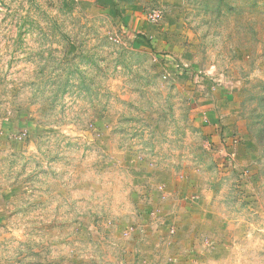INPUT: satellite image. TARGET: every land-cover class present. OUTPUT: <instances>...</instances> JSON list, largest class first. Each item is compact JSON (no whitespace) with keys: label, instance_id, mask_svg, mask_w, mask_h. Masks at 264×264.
Wrapping results in <instances>:
<instances>
[{"label":"rangeland","instance_id":"374dc122","mask_svg":"<svg viewBox=\"0 0 264 264\" xmlns=\"http://www.w3.org/2000/svg\"><path fill=\"white\" fill-rule=\"evenodd\" d=\"M0 264H264V0H0Z\"/></svg>","mask_w":264,"mask_h":264},{"label":"built area","instance_id":"2783aa9c","mask_svg":"<svg viewBox=\"0 0 264 264\" xmlns=\"http://www.w3.org/2000/svg\"><path fill=\"white\" fill-rule=\"evenodd\" d=\"M161 14L159 13V11H153L152 14L149 15V17L156 21L158 18H160Z\"/></svg>","mask_w":264,"mask_h":264}]
</instances>
